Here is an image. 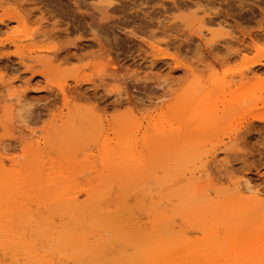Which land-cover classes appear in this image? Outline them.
I'll use <instances>...</instances> for the list:
<instances>
[{
	"label": "bare ground",
	"instance_id": "obj_1",
	"mask_svg": "<svg viewBox=\"0 0 264 264\" xmlns=\"http://www.w3.org/2000/svg\"><path fill=\"white\" fill-rule=\"evenodd\" d=\"M94 2L103 18L107 9L116 8V0ZM14 14L21 36L32 39L30 20ZM192 18L197 23L192 31L200 36L219 42L230 36L221 22L215 25L212 19L211 24L195 13ZM49 48L37 45L29 52L47 55ZM18 55L23 62V53ZM259 64L264 62L259 59L252 65ZM258 70L236 74L252 78L261 73L255 74ZM188 71V84L192 83L173 116L159 113L144 126L142 119L107 125L93 114L59 116L40 137L30 133L21 142L22 162L13 148L0 147V264H264V190L240 175L241 179L223 178L221 187L211 185V195L207 175L203 172L206 177L200 178L206 169L204 135L216 123V109L205 108L208 97L197 87L200 76ZM9 79L1 81L8 90L7 102L19 97L17 81ZM213 80L222 88L229 85L225 74ZM236 146L231 139L226 149ZM197 162L199 176L193 171L184 178V171ZM155 168L162 172L157 190L142 186L140 177H149ZM86 175L85 184H79ZM142 193L148 200L144 223L140 213L132 211L144 205L143 200L128 204L131 195ZM176 219L201 236L188 237Z\"/></svg>",
	"mask_w": 264,
	"mask_h": 264
},
{
	"label": "rangeland",
	"instance_id": "obj_2",
	"mask_svg": "<svg viewBox=\"0 0 264 264\" xmlns=\"http://www.w3.org/2000/svg\"><path fill=\"white\" fill-rule=\"evenodd\" d=\"M94 1L0 3V147L13 148L10 150L22 162L21 142L30 133L40 137L59 116L93 114L107 125L142 119L143 126L159 113L168 118L192 83L188 84V70H195L201 82L197 87L208 97L205 108L216 109V123L204 135L207 141L201 152L206 169L200 178L206 177L204 172V180L212 182L208 183L211 195L212 186L225 185L223 178L238 179L240 175L264 190V64L255 66L259 69L255 74L261 73L253 79L236 74L255 70L253 65L259 59L264 62V0H116V8L107 9L106 18ZM14 12L30 20L32 39L21 36L11 17ZM193 13L209 22L213 19L215 25L224 24L230 30L227 41H212L209 35L193 32V26L197 27ZM31 40L34 46L50 45L47 55L51 56L29 52L34 47L29 46ZM50 59L54 64L48 63ZM224 74L229 85L222 88L213 79ZM8 79L17 81L19 95L10 102L1 83ZM7 125L13 134L6 131ZM231 139L237 146L228 150ZM40 146H44L43 138ZM199 168L195 163L184 171V178L193 171L199 176ZM157 169L149 177H140L142 186L157 190L162 176ZM87 176L79 179V184H85ZM136 196L131 195L128 204L143 200L144 205L133 206L132 211L136 216L140 213L144 223L148 200L143 193ZM184 229L190 238L201 236L194 227Z\"/></svg>",
	"mask_w": 264,
	"mask_h": 264
}]
</instances>
